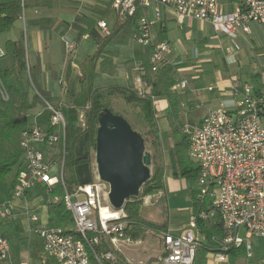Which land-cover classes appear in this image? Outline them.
Instances as JSON below:
<instances>
[{
	"label": "built area",
	"instance_id": "built-area-1",
	"mask_svg": "<svg viewBox=\"0 0 264 264\" xmlns=\"http://www.w3.org/2000/svg\"><path fill=\"white\" fill-rule=\"evenodd\" d=\"M219 0H113L112 7L119 14L134 16L139 8L144 15L139 20V30L134 41L143 50L150 49L149 65L157 73L168 65L172 53L170 42L155 40L154 25L146 10L154 3L172 8L176 23L198 21L220 26L228 33L241 29L249 33V25L264 26V0H247L239 9L225 12ZM24 5V0H22ZM103 37H110L106 22L98 23ZM68 54L78 47V41L65 44ZM2 55L0 51V56ZM136 92L150 99L153 105L158 98L146 83L143 65L139 69ZM233 108L224 104L211 110L198 124H187L180 132L189 137V156L198 166L197 198L200 212L192 217L191 226L197 229L198 221H214L220 225L221 237H212L217 264L229 262L233 251L244 249L252 258L254 238L264 241V89L253 96L248 85L233 88ZM5 99L8 95L5 94ZM49 120L58 130L49 134L37 125L29 126L21 137V148L27 171L14 189V198L20 199L43 185L49 193L61 188L63 196H55L52 204H63L73 221L72 229L59 227L35 228L33 234L41 240L44 256L55 264H121L120 253L133 240L128 236L124 211L118 217H107L112 209L110 186L100 180L97 165L95 181L77 186L70 191L65 182L64 147L68 123L61 109L46 103ZM49 146L58 151L59 160L46 159L39 146ZM53 168L59 169L52 177ZM13 216L10 205L0 204V219ZM33 222L36 217H31ZM243 232V235H242ZM163 253L159 264H194L204 238L177 237L163 234ZM11 245L0 230V263L11 260ZM264 264V258L262 260Z\"/></svg>",
	"mask_w": 264,
	"mask_h": 264
},
{
	"label": "crops",
	"instance_id": "crops-1",
	"mask_svg": "<svg viewBox=\"0 0 264 264\" xmlns=\"http://www.w3.org/2000/svg\"><path fill=\"white\" fill-rule=\"evenodd\" d=\"M112 1L44 0L43 2L42 0H28L27 4L24 0L25 15L23 13V16L25 19L24 28H26L25 31L28 35L26 50L29 67L38 73L37 84L49 94L54 105L61 109L69 126L86 128V112L89 107L88 78L92 72V61L95 57L94 54H88L84 51L86 43L95 42L90 37L81 38L78 41L77 49L72 54L67 53L65 44L78 38L77 31L70 25L74 23L78 15H84L89 20L106 22L111 31L113 22L110 18L107 19L104 14L106 7L111 5ZM246 2L247 0H219L218 5L223 11L232 12L241 8ZM26 11H28V16ZM145 12L147 17L155 22V40L170 42L172 47L168 65L173 68L175 79V86L171 89V94L176 97L175 104L174 106L171 105L167 99H158L155 104L156 118L166 119L169 115H176L178 116V126L182 127L184 124L180 117L183 111L197 107V109L203 110L201 114H196L199 118L194 124H198L211 110L220 107L222 104L228 108H233V88L241 89L248 85L253 96H257L264 89L262 75L254 74L246 67L248 61L254 58L259 47H262L261 55L264 56V26L251 23L249 33L241 29H237L234 33H228L220 26H212L198 21L186 22L180 26L176 23L172 8L157 3H154ZM17 37L15 40L7 39L5 46L0 45L2 53L0 70L11 71L13 69L14 51L8 42L21 41V34H18ZM145 52L136 44L134 38L125 45L107 48L105 57L110 59L112 66L107 68L104 73H100L101 61L97 63L96 72L99 74L94 81V88L108 93L109 96L117 95L119 97L123 96L120 93L111 94L109 90L131 89L136 91L137 81L140 78L139 69L144 64ZM241 59L244 60L243 63ZM22 77L26 91L31 93L30 89L35 90L29 71L24 72ZM259 77L263 84H259V82L258 86L249 84L253 81L252 78ZM10 83L16 87L15 78ZM38 109L40 111L34 116L33 122L30 121V126L37 125L49 131V113L45 108L39 107ZM157 126L158 128L161 126L159 120ZM38 148L43 152L46 159L59 160L56 149L43 145ZM75 155L78 159H90V140L87 135H83L78 140ZM87 165L91 168V177L86 179L82 177L83 173L80 177L78 174V181L81 184L76 180L77 184L74 187L91 182L93 166L91 162ZM78 167H75V170L77 168L76 171L79 173L83 169ZM26 171L24 162L20 172L24 175ZM18 172L16 170L6 181L0 182V204L10 205L13 214L9 219H0V230L10 242L12 250L10 262L0 264H31L33 260H37L38 264H51L53 261L47 259L43 254L39 237L36 243L33 230L35 228L53 227L67 229L69 222L66 218L58 215L51 218L50 201L43 193V185H38L29 191L25 197L15 199L14 190L11 189V186ZM58 174V168H53L50 172L52 177L58 176ZM163 183L164 191L158 194L159 199L161 198L158 209L164 214L159 231L161 236L159 237L162 238L165 233L177 237L191 236L186 234L178 217L182 210L191 211L192 217L194 216V200L186 181L173 178L170 172V176L163 177ZM183 196L189 198V203H187L189 205H186L185 208H182L183 205L181 204ZM31 217H36L37 221L33 222ZM205 224L206 228H211L216 222L209 221ZM194 231L196 233L194 237L204 238V245L209 243L207 236L202 234L200 227ZM255 239L263 243L262 248L256 246ZM141 241L145 240L133 241L132 244L124 246L120 255L125 264H145L151 259H156L159 264V258L163 253V240L161 239L160 243L157 241L159 249L156 250L160 252L147 257L138 256V249L134 246ZM251 242L254 247L252 258H248L245 250L242 249L233 251L232 254L244 250L245 256L236 257L234 260L229 258V262L225 264H262L264 241L254 238ZM208 246L213 249L216 248L209 244ZM256 253L257 255H255ZM213 255L212 253L208 255L209 264H217Z\"/></svg>",
	"mask_w": 264,
	"mask_h": 264
},
{
	"label": "trees",
	"instance_id": "trees-1",
	"mask_svg": "<svg viewBox=\"0 0 264 264\" xmlns=\"http://www.w3.org/2000/svg\"><path fill=\"white\" fill-rule=\"evenodd\" d=\"M25 6L22 0H7L0 3V35L9 34L15 23L21 19L24 13ZM144 15V10L139 8L134 16L117 13L112 4L106 7L104 16L112 20L111 36L103 37L102 33L97 29L98 21L89 20L84 15H78L76 20L70 27L78 33L79 41L81 38H92L97 46L98 51L93 58L92 72L88 78L89 92H88V110L86 112V128L81 129L75 126H69L66 129V140L64 147L65 157V173L66 170L71 173L75 167L88 162V159H78L75 155V147L78 140L83 135H88L90 145L95 146L97 130L99 127V119L105 109L113 112L109 104V94L104 93L99 89L94 88V81L99 73L96 72V66L99 61L100 73H104L107 68H110L111 61L106 55L107 48L114 47L115 45L127 44L139 30V20ZM104 18V17H103ZM104 20V19H103ZM8 45L13 48L14 67L11 71L0 70V182L6 181L16 170L19 172L11 186L15 189L17 182L23 176L20 168L24 164V153L21 148L22 133L30 126V117L39 107L46 109V103L53 104V99L49 94L37 84L38 73L28 64L26 44L24 40L18 42H8ZM150 49L146 50L144 64L146 75L145 81L152 88L153 96L158 99H167L174 106L175 96L171 94V89L175 86V79L173 77V68L170 65H163L157 73L152 71L149 65L148 55ZM29 71L31 81L35 87L36 92H27L23 84V73ZM15 78L16 87L12 86L10 81ZM111 94L120 93L124 96L125 100L132 103H140L143 105L145 119L151 128L154 127V119L157 110L150 99L142 98L138 93L131 89H111ZM5 94L8 99H5ZM171 128L174 132L178 143L174 149L170 151V167L169 170L173 178L178 180H185L188 190L194 200V216L200 212L197 198V178L198 166L191 160L189 156L190 140L188 136H183L178 132V116L169 115L168 117ZM49 134L57 133V126L53 125L49 120ZM151 136L154 139L158 138V133L151 130ZM146 142V141H145ZM159 171H161L159 169ZM163 172V171H162ZM65 182L70 191L74 189L76 183L74 175L65 176ZM143 195H154L164 191L163 175L162 178L158 174L149 180L143 186ZM44 195L50 201L55 196H63L61 188L53 189L47 192L42 188ZM136 198L130 199L124 208L127 218V234L133 240H144L148 231L154 230V227L145 222L141 215L142 201H134ZM51 218L55 215L62 216L68 220V228H73V221L71 215L66 211L64 205L49 203ZM198 227L201 228L202 234L206 235L209 243L198 249L194 264H209L208 255L213 249L210 246H215L212 242V237H221L220 225L216 223L211 228H206V224L198 221ZM232 254V253H231ZM245 256V252H235L230 256V260L236 257ZM121 264H125L124 259L119 255ZM55 264V262H53Z\"/></svg>",
	"mask_w": 264,
	"mask_h": 264
},
{
	"label": "rangeland",
	"instance_id": "rangeland-1",
	"mask_svg": "<svg viewBox=\"0 0 264 264\" xmlns=\"http://www.w3.org/2000/svg\"><path fill=\"white\" fill-rule=\"evenodd\" d=\"M7 0H0V3H4ZM44 2V0H42ZM87 1V0H86ZM25 2L28 4V0H25ZM28 10V7H27ZM26 14L28 16V11H26ZM24 15H25V10H24ZM24 16L19 20V22L13 27L12 31L9 34H5V35H0V45L5 46L6 44V40L7 39H11V40H15L16 38H18V34H21L22 38L21 40L24 38V42L27 45L28 44V35L27 32L25 31L26 28H24ZM242 39V38H241ZM253 48H255V46L253 45ZM261 48L259 47V49H257L256 54L254 55V58H251V61H248L246 67L249 68V70L254 73V74H261L264 80V56L261 55ZM98 51V46L96 45L95 42H88L84 45V51L88 54H95ZM96 52V53H95ZM241 62L243 63L244 60L241 59ZM253 81H251V83H249L251 86H258V82L259 84H263V81L261 80V78H252ZM258 79V81H257ZM109 84V83H108ZM31 90V93L36 92L35 90ZM109 104L110 107L113 110V113L119 116H122L123 118H125L127 120V122L130 124V126L132 127V129L134 131H136L139 135H141V137L144 139L145 142V155H148L149 157V164L147 165L150 169V180L152 178L155 177V175L158 174V177L162 178L164 176H170V171H169V166H170V151L172 149H174V146L178 143V139H176L174 132L171 128V125L169 123V119L166 117V119H159L156 118L154 119V127L151 128L148 124V122L145 119V113H144V108L143 105L140 103H128L124 96L123 97H119L117 95L114 96H109ZM40 111V109H37L30 117V121L33 122V118L34 116ZM203 112V110L193 108L192 110H184L183 113L181 114V121L184 125H182V127H184L187 124H194L197 123L198 118L196 114H201ZM159 120V124L161 125L159 128L157 126V121ZM181 126H178V132L183 135L180 130L182 128ZM159 129V130H158ZM151 130H154L158 133V138L154 139V137L151 136ZM160 132V133H159ZM88 136V135H87ZM185 136V135H183ZM89 137V136H88ZM97 138V136H96ZM90 149H91V156L89 157L90 159L88 160L87 163L82 164V166L80 165L78 168H82V171H79V173L76 171L75 169L71 170L72 172L69 173V171L66 170V175L67 177H69V175H74V181L77 184V181L80 177V175L85 177L86 179H88L89 177H91V168L90 166H88L87 164H89L90 162L92 163V173H93V177H92V181H95V168H96V142H95V146L90 145ZM159 169L161 171H159ZM75 170V171H74ZM163 171V172H162ZM79 174V177H78ZM76 175V176H75ZM77 177V178H75ZM77 180V181H76ZM79 182V181H78ZM89 182V181H88ZM87 182V183H88ZM90 182V183H91ZM80 183V182H79ZM81 184V183H80ZM89 184V183H88ZM181 185V182L179 183ZM143 190L144 188H141V192L139 197L136 198V200H132V202L134 201H142V207H141V215L142 218L145 222L149 223L150 225H152V227H154V230L152 231H148L146 233V236L144 238L145 241H141L140 243H136V245L134 244L135 248L138 249L137 252L139 253L138 256H142V257H147L153 254H157L160 251H157L156 249H159L157 247L158 242H161V239L159 236H161L160 234V230H161V221L162 217L164 214H162V211H160L158 208L159 202L161 201V198L159 199L158 194H154V195H143ZM178 196V195H176ZM179 197V196H178ZM182 197V196H180ZM183 202H181V204L183 205L182 208H185L186 205H189L187 203H189V198L186 196H183ZM124 216H126V212H124ZM179 221L181 222V225L184 226L185 228V232L186 234H189L191 236H196V233L194 231V229L192 230L190 227L191 226V221H192V212L191 211H185L182 210L179 213ZM125 218V220H126ZM164 219V218H163ZM127 223V222H126ZM128 226V223H127ZM129 234V233H128ZM243 235V232H242ZM34 239L36 240V243L38 242V237L34 234ZM130 236V235H129ZM163 237V236H162ZM148 238V239H146ZM133 240V239H132ZM156 240V241H155ZM134 242L140 241V240H133ZM158 241V242H157ZM254 242V241H253ZM255 244L257 247H261L262 248V242L259 240L255 239ZM12 244V241H11ZM261 250V249H260ZM257 255V253L255 254ZM121 256V255H120ZM123 259V257H122ZM158 261L156 259H151L149 262H146L145 264H158ZM31 264H38L37 260H33ZM53 264V263H51Z\"/></svg>",
	"mask_w": 264,
	"mask_h": 264
},
{
	"label": "water",
	"instance_id": "water-1",
	"mask_svg": "<svg viewBox=\"0 0 264 264\" xmlns=\"http://www.w3.org/2000/svg\"><path fill=\"white\" fill-rule=\"evenodd\" d=\"M145 141L122 116L105 109L99 119L96 165L100 180L110 186L109 201L115 212L140 195L150 180Z\"/></svg>",
	"mask_w": 264,
	"mask_h": 264
},
{
	"label": "bare ground",
	"instance_id": "bare-ground-1",
	"mask_svg": "<svg viewBox=\"0 0 264 264\" xmlns=\"http://www.w3.org/2000/svg\"><path fill=\"white\" fill-rule=\"evenodd\" d=\"M104 214L107 216V217H118L119 215V212H111V211H105Z\"/></svg>",
	"mask_w": 264,
	"mask_h": 264
}]
</instances>
